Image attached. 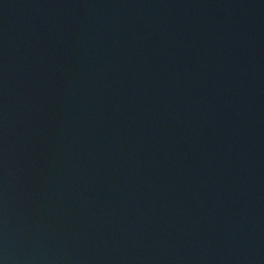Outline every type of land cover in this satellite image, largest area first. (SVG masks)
<instances>
[{
  "label": "water",
  "instance_id": "95a60500",
  "mask_svg": "<svg viewBox=\"0 0 264 264\" xmlns=\"http://www.w3.org/2000/svg\"><path fill=\"white\" fill-rule=\"evenodd\" d=\"M0 264H264V0H0Z\"/></svg>",
  "mask_w": 264,
  "mask_h": 264
}]
</instances>
